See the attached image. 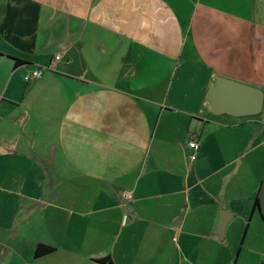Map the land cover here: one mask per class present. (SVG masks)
<instances>
[{
	"label": "crops",
	"instance_id": "obj_1",
	"mask_svg": "<svg viewBox=\"0 0 264 264\" xmlns=\"http://www.w3.org/2000/svg\"><path fill=\"white\" fill-rule=\"evenodd\" d=\"M218 77L264 92V0H0V264H264V118Z\"/></svg>",
	"mask_w": 264,
	"mask_h": 264
},
{
	"label": "water",
	"instance_id": "obj_2",
	"mask_svg": "<svg viewBox=\"0 0 264 264\" xmlns=\"http://www.w3.org/2000/svg\"><path fill=\"white\" fill-rule=\"evenodd\" d=\"M207 101L211 103V111L215 114L223 112L235 117L256 116L263 108L264 92L261 89L218 77L216 86L207 93ZM226 220L221 218L217 225L216 235L221 239L224 234Z\"/></svg>",
	"mask_w": 264,
	"mask_h": 264
},
{
	"label": "built area",
	"instance_id": "obj_3",
	"mask_svg": "<svg viewBox=\"0 0 264 264\" xmlns=\"http://www.w3.org/2000/svg\"><path fill=\"white\" fill-rule=\"evenodd\" d=\"M62 53L55 54L53 58L51 59L50 63L44 68L48 71H55L56 64L61 60ZM41 69H36L33 70L32 72L26 74L23 76V80L26 83H29L32 80L38 79L42 75ZM186 147L190 150V153L187 155V160L189 163L193 162L196 157V152L199 149V144H198V136L195 134H192L189 136V139L186 142ZM124 200H129L130 196L129 194H124L123 195Z\"/></svg>",
	"mask_w": 264,
	"mask_h": 264
},
{
	"label": "trees",
	"instance_id": "obj_4",
	"mask_svg": "<svg viewBox=\"0 0 264 264\" xmlns=\"http://www.w3.org/2000/svg\"><path fill=\"white\" fill-rule=\"evenodd\" d=\"M12 59V58H11ZM14 61V65L16 67H19L21 65H25L23 61L12 59ZM258 207V204L256 203L254 208L256 209ZM54 251L53 248L49 246H44V245H37L34 249V257L35 258H41L43 256H46ZM99 263L101 264H113L110 258H103L98 260Z\"/></svg>",
	"mask_w": 264,
	"mask_h": 264
},
{
	"label": "rangeland",
	"instance_id": "obj_5",
	"mask_svg": "<svg viewBox=\"0 0 264 264\" xmlns=\"http://www.w3.org/2000/svg\"><path fill=\"white\" fill-rule=\"evenodd\" d=\"M244 116H247V115H244ZM244 116H242V117H244ZM255 117L262 118V119L264 118V103H263L262 111L258 115H256ZM198 144H199V141H198Z\"/></svg>",
	"mask_w": 264,
	"mask_h": 264
}]
</instances>
